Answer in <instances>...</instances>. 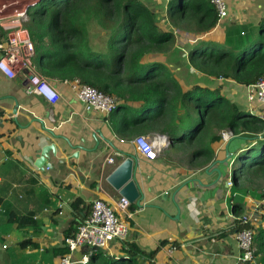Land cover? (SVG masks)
I'll return each instance as SVG.
<instances>
[{"label":"crops","instance_id":"0c3cea01","mask_svg":"<svg viewBox=\"0 0 264 264\" xmlns=\"http://www.w3.org/2000/svg\"><path fill=\"white\" fill-rule=\"evenodd\" d=\"M27 1L0 0V16L26 6ZM147 1L159 14V21L170 26L167 8L171 0ZM228 7L229 16L201 40L224 44L231 25L257 26L264 18V0H228ZM6 19H0L1 27ZM192 30L189 25L182 31ZM95 40L99 43V38ZM24 82L23 75L10 80L0 72V205L8 202L13 207L0 234V264H60L67 253L68 234L77 232L81 223L76 202H83L80 209L98 199L116 206L122 197L107 182L110 166L124 160L119 152L138 158L136 178L145 196L144 207L134 203L121 213L129 226L125 241L114 240L99 250L81 247L72 254L73 264H249L240 260L236 222L253 214L256 230L264 229V200L247 197L243 214L237 217L229 204L228 182L233 181L237 157L253 147L255 139L234 136L229 143L213 146L214 160H224L230 144L231 160L216 167L221 178L213 171L207 173L206 168L170 163L165 157L167 149L162 159L148 162L135 143L140 136H118L104 116L85 110L70 83L51 81L60 95L52 106L36 94H27ZM216 82L213 88L225 85L232 103L252 115L264 116L261 106L249 103V87L230 80ZM37 119L55 137L45 132ZM46 138L56 151L49 154V167L40 170L36 167L37 150L49 144ZM67 140L81 149L70 148ZM109 158H114V163H109ZM131 245L144 255L157 253L149 261L130 252ZM171 245L177 247L173 253L168 251ZM260 259L257 257V264Z\"/></svg>","mask_w":264,"mask_h":264},{"label":"trees","instance_id":"16d2710c","mask_svg":"<svg viewBox=\"0 0 264 264\" xmlns=\"http://www.w3.org/2000/svg\"><path fill=\"white\" fill-rule=\"evenodd\" d=\"M27 16L37 71L50 81L87 85L113 96L117 109L107 121L118 136L167 135L165 157H171L170 163L188 162L201 170L214 160L213 146L223 142L222 132L255 139L234 163L229 204L239 217L245 197L264 198L258 190L264 182V120L232 103L223 84L213 88L197 82L185 90L163 60L170 52H183L180 45L190 44L189 66L199 75L255 86L264 78V18L257 26L231 25L220 44L201 40L218 26L211 0H171L170 26L142 0H40L27 9ZM189 25L195 31H182ZM5 38L0 26V40ZM82 204H75L81 220L91 207L78 208ZM0 209L1 234L13 207L5 202ZM247 228L251 226L236 222L237 231ZM129 250L142 254L135 245ZM253 250L264 264V229L256 230ZM156 253L142 255L151 261Z\"/></svg>","mask_w":264,"mask_h":264},{"label":"built area","instance_id":"2783aa9c","mask_svg":"<svg viewBox=\"0 0 264 264\" xmlns=\"http://www.w3.org/2000/svg\"><path fill=\"white\" fill-rule=\"evenodd\" d=\"M34 1L37 0H32V2ZM211 3L218 12V24H220L229 16L228 0H211ZM29 4L26 3V6L14 10L7 16H0L2 20L7 18L1 23L6 31V39L0 40V72L10 80L17 78L18 75H23L25 92L36 94L54 106L59 102L60 95L52 82L42 76L34 66L35 48L30 40L28 30L23 26L28 22L26 9ZM21 9H23V13L17 15L16 13ZM71 86L86 111L97 112L106 120L116 111L117 101L113 96L106 95L87 85L71 84ZM249 92V103L264 109V78L257 85L249 87ZM221 135L223 143H227L234 137L230 131H224ZM135 143L144 160L155 162L163 158L165 149L169 147L170 139L166 135H155L151 138L140 136L136 138ZM114 161V158L108 159L109 163H114ZM228 186L232 188L233 181L228 182ZM130 205V202L123 197L120 198L116 206L101 199L93 201L89 213L81 220L77 232L67 239L68 253L61 259L60 264H73L72 254L81 247L99 250L108 248L110 242L114 240L125 241L129 233V226L127 221L122 218L121 213L128 212ZM61 207L63 205H60ZM128 216L132 217V214ZM252 220L253 214L244 215L238 219L243 224H249L251 228L237 231V241L241 250V262L257 264L253 250L256 228ZM176 249L175 245H171L168 251L173 253Z\"/></svg>","mask_w":264,"mask_h":264},{"label":"water","instance_id":"95a60500","mask_svg":"<svg viewBox=\"0 0 264 264\" xmlns=\"http://www.w3.org/2000/svg\"><path fill=\"white\" fill-rule=\"evenodd\" d=\"M40 0L31 2L27 9L31 6H34L37 2ZM145 1V0H142ZM18 5V4H16ZM8 8V7H7ZM18 9L17 7L15 10ZM26 9V10H27ZM8 13V12H7ZM6 13V14H7ZM159 20V18H158ZM27 73V72H25ZM49 109H46L45 114H47V111ZM36 122L40 123L42 128L45 132H47L52 137H55V134L52 130L45 127V124L41 119H37ZM46 141L49 142V144L45 145L41 149L37 150V159H36V167L40 170L44 169L45 167H49V154L50 152H55L56 148L54 144H52L50 138H46ZM68 142V145L72 149H81L78 146H73L71 142ZM230 142V141H229ZM228 142V143H229ZM229 145L226 146V153L227 156L224 160H214L209 166L206 167L205 171L209 173L210 171H213V173H217L218 176L221 178V170L216 168L217 165H223L228 163L232 156L229 152ZM119 155H121L124 160L110 166V172L107 176V182L117 191H119L120 195L127 199L130 204L136 203L138 207H144L142 205L143 200L145 199L144 193L140 187L139 182L136 178V171L138 167V158L134 155L124 154L122 152H119ZM178 206V205H177ZM179 207V206H178Z\"/></svg>","mask_w":264,"mask_h":264},{"label":"rangeland","instance_id":"374dc122","mask_svg":"<svg viewBox=\"0 0 264 264\" xmlns=\"http://www.w3.org/2000/svg\"><path fill=\"white\" fill-rule=\"evenodd\" d=\"M144 3L147 4L148 6L150 5V3L147 0H145ZM157 10H158V12H162V10H164V9H157ZM97 39H98V37H97ZM180 47L184 48L183 52H176L175 54L170 52L167 55V57L163 60L164 61L166 60V63L171 64V69L175 70V73L179 77L180 81L183 84H185V86H184L185 90L189 89V85H191L193 83H197V82L204 83V84L209 85L211 87H213L214 85L219 83V82H216L214 80H211L208 77H204L202 75H199L196 70H194L192 67L189 66L188 54H189L190 50L192 49L191 48L192 46L190 44L180 46ZM258 151H259V148L256 149V153H258ZM167 160L169 162H172V159L170 156H167ZM174 160H177V156H175ZM183 164L184 163H182L180 165H183ZM185 166H188V164H185ZM258 190H259V194H264V182H262L260 184V187ZM245 198H247V197H245ZM263 200H264V198H261V199L259 198L257 201L263 203Z\"/></svg>","mask_w":264,"mask_h":264},{"label":"bare ground","instance_id":"6f19581e","mask_svg":"<svg viewBox=\"0 0 264 264\" xmlns=\"http://www.w3.org/2000/svg\"><path fill=\"white\" fill-rule=\"evenodd\" d=\"M32 0H28L27 3H31ZM23 13V9H21V11H18L16 14L19 15V14H22Z\"/></svg>","mask_w":264,"mask_h":264},{"label":"clouds","instance_id":"9594fccd","mask_svg":"<svg viewBox=\"0 0 264 264\" xmlns=\"http://www.w3.org/2000/svg\"><path fill=\"white\" fill-rule=\"evenodd\" d=\"M51 96V94H49ZM167 136V135H166ZM169 137V136H168ZM170 138V137H169Z\"/></svg>","mask_w":264,"mask_h":264}]
</instances>
